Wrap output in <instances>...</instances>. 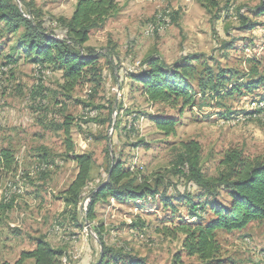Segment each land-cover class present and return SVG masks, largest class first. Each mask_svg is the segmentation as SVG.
<instances>
[{
  "label": "rangeland",
  "instance_id": "374dc122",
  "mask_svg": "<svg viewBox=\"0 0 264 264\" xmlns=\"http://www.w3.org/2000/svg\"><path fill=\"white\" fill-rule=\"evenodd\" d=\"M33 1L43 17L53 21L67 16L74 0ZM121 1L123 10L127 8L131 14L110 17L102 28L92 31L87 42L97 49L112 47V53H117L113 54L111 65L101 59L102 81L95 91L84 84L76 87L68 100L60 93V72L43 68L36 75V64L22 56L15 63L4 64V54L16 37L0 51V67L3 66L0 145L5 139H11L19 162L16 174L0 181V200L2 196L5 200L11 196L16 198L15 207L5 211L0 222V262L12 263L21 250L32 248L36 238L44 237L52 247L63 252L62 264H78L80 260L84 264L96 263L101 252L96 227H101L104 245L142 256L150 264H172L176 256L182 264H201L195 256H187L182 250L181 234L170 237L163 233L164 227L172 228L173 223L195 219L188 218L184 203L173 201L178 212L169 221L166 217L170 211L159 196L134 204L111 198L100 200L94 206L95 218L88 223L93 231L83 232L90 192L105 180L106 144L119 153L125 166L134 167L139 174L149 179L161 175L159 194L171 196L177 195L176 186L183 191L187 184L186 179L172 170L180 141H198L200 167L209 177L222 169L219 161L228 149L241 150L250 157L264 156L263 85L250 93L234 92L218 98L197 92L194 105L179 114L175 108L147 102L139 85L128 76L144 69V61L151 55L172 66L183 56L198 54L202 58L191 61L197 74L204 76L205 66L214 73L228 71V81L220 82L223 86L230 81L243 84L251 77H264V12L255 14L260 6L264 7V0H232L216 19H211L195 0ZM16 3L25 10L23 2ZM238 10L253 23L252 28H242L236 17ZM173 11L177 12L175 20L170 17ZM162 15L167 20H160ZM153 21H157L160 31H156V24H152L153 28L149 26ZM114 69L121 74H115ZM39 85L48 91L42 106L37 108L39 97L31 99L30 92L33 88L39 90ZM193 87L197 90L195 82ZM55 100L62 101L61 105H55ZM81 101L89 106L85 108ZM89 109L96 110V121L108 117L112 109L110 121L101 124L88 120L94 117L89 115ZM257 109L260 110L256 112ZM66 115L74 120L72 138L78 139L77 134H81L87 152L94 157L92 180L77 208L64 206L57 199L73 178L76 167L61 155L64 149L61 130L49 124L60 123ZM155 115L176 119V134H162L151 121ZM112 126L114 130L110 133ZM102 135L111 140L94 139ZM40 145L50 151L49 162L43 166L47 172L42 181L36 171H31L39 162L34 154ZM224 199L226 196L222 194L221 200ZM9 222L19 226H11ZM217 238L222 247L220 258L224 259L220 264H264V225L251 222L241 231L219 230ZM25 264L31 262L28 260Z\"/></svg>",
  "mask_w": 264,
  "mask_h": 264
},
{
  "label": "trees",
  "instance_id": "16d2710c",
  "mask_svg": "<svg viewBox=\"0 0 264 264\" xmlns=\"http://www.w3.org/2000/svg\"><path fill=\"white\" fill-rule=\"evenodd\" d=\"M16 1L23 2L25 10L21 9ZM195 1L211 19H216L222 8L228 7L232 0ZM119 11L120 4L116 0H77L70 17H58L53 20L56 25H52L53 21L43 17L42 11L33 0H0V51L11 38L16 37L14 44L10 45L4 54V64L15 63L17 58L22 56L23 59L42 68L60 72L62 80L59 85L60 93L68 100L71 99L75 88L84 84H89L95 91L102 81L101 59H106L111 65L114 60L113 54L117 53H112V47L97 49L86 43L92 31L102 28L107 19ZM263 12L264 7L260 6L255 14L261 15ZM176 16V11L170 13L173 20ZM236 17L242 28L253 27V23L240 10ZM201 58L198 54L186 55L172 66H168L160 58L151 55L145 59L144 69L128 76L139 85V91L147 102L175 108L179 114H182L185 108L194 105L197 92L203 96L208 94L207 96L218 98L222 95L230 96L234 92L250 93L258 86H264V77H251L243 84L230 81L227 86H223L220 82L228 81L229 76L226 75L228 71L214 73L210 67L205 66L204 76H201L191 63ZM194 82L197 84V90L193 87ZM38 89L33 88L30 92L31 99L39 97L37 108L42 106V99L46 97L45 91H48L43 90L41 86ZM82 102L85 108L89 106V103ZM54 103L61 105L62 101L55 100ZM111 112L112 109L105 119L96 121L97 116H94L88 120L101 124L108 123ZM73 121V117L66 115L60 123L53 125L51 122L49 127L61 130L65 148V154L62 156L74 161L77 167L73 180L57 198H61L65 205L77 208L92 180L94 157L91 152L82 154L73 152L70 136ZM151 121L165 136L176 134L177 120L172 116L155 115L151 117ZM79 129L82 130L81 126ZM94 139L106 140L107 137L95 136ZM177 150L172 170L182 179H186L187 184L183 191L176 186L177 195L171 196L163 192L159 194L163 180L161 175L149 179L139 174L136 169L131 170L123 164L119 153L112 151L111 146L106 144L105 180L91 190L85 209V220L90 223L95 218V204L108 198L119 203L134 204L138 200H153L159 196L163 206L170 211L169 217H166L170 219L169 221L178 212L173 201L181 202L188 209V218L195 221L180 220L173 223L172 228L164 227L163 233L170 237L181 234L182 250L187 256H195L201 264H220L224 259L220 258L222 247L217 238V231H241L251 222L264 225V156L250 157L241 150L228 149L219 161L222 169L209 177L203 174L200 167L198 141L193 139L180 141ZM34 156L39 162H49L50 155L46 151H39ZM18 170L19 162L15 152L11 148L1 147L0 181H4L9 174L15 175ZM46 172L40 171L38 178L44 179ZM222 194L226 199L221 200ZM15 204L14 196L8 200L2 196L0 222L3 220V213L12 209ZM100 229L101 227H96L101 247L100 257L98 262L91 264H150L142 256L122 253L121 250L104 245ZM62 255L61 250L52 247L44 237H40L35 239L32 249L22 250L14 262L2 261L0 264H24L28 259L33 260V264H62ZM172 264L182 262L176 256Z\"/></svg>",
  "mask_w": 264,
  "mask_h": 264
},
{
  "label": "crops",
  "instance_id": "0c3cea01",
  "mask_svg": "<svg viewBox=\"0 0 264 264\" xmlns=\"http://www.w3.org/2000/svg\"><path fill=\"white\" fill-rule=\"evenodd\" d=\"M76 1L77 0H74L73 1V4H72V7H71V9L69 10V13H68V15L67 16H63V17H70V15L72 14V12H73V9H74V6H75V3H76ZM116 1H118L119 2V4L121 5V9H120V11L119 12H117L115 15H122V16H128L129 14H131V12H128V10H127V8H125V10H123L124 8H123V3H122V1L121 0H116ZM114 15V16H115ZM113 16V17H114ZM109 19V18H108ZM107 19V20H108ZM90 38V37H89ZM88 42V41H87ZM87 44V43H86ZM88 45V44H87ZM114 73L116 74V70L114 69ZM119 75L121 74L120 73V71H119V73H118ZM60 78H61V76H60ZM131 80V79H130ZM62 81V80H61ZM55 105H57V104H55ZM60 105V104H59ZM74 124V123H73ZM72 124V125H73ZM114 129H113V126H112V128H111V131H110V133H112V131H113ZM70 131H71V134H70V136H71V140H72V143H73V152L74 153H77V154H82V153H85V152H87V144H86V142L84 141V140H82V138L80 137V135L81 134H77V136H78V139H74V138H72V126H71V128H70ZM62 133V132H61ZM61 137H62V143H64V137H63V135H61ZM1 147H8V148H11L14 152H15V155H16V157H17V154H16V151H15V146H14V144H12L11 143V139H5V142L2 144V145H0V148ZM63 148H64V144H63ZM62 148V149H63ZM44 152V151H46L49 155H50V151H49V149L47 148V147H44V146H39V147H37V149H36V152H35V154H37L38 152ZM34 154V155H35ZM65 154V148L63 149V151H62V153H61V155H64ZM70 160V159H69ZM72 161V160H71ZM72 163L75 165V167H76V164H75V162L74 161H72ZM129 168L131 169V170H133L134 169V167L132 168V167H130L129 166ZM76 169V171H75V173H74V176H75V174H76V172H77V167L75 168ZM92 170H93V167H92ZM92 170H91V174H92ZM31 174V173H30ZM74 176H73V178H74ZM73 178L69 181V183H68V185L70 184V182L73 180ZM40 181H42V180H40ZM47 181V179H45V180H43V182H46ZM67 185V186H68ZM66 186V187H67ZM65 189V188H64ZM63 189V190H64ZM57 199H59V200H62L61 198H57ZM112 199V198H111ZM114 200V199H113ZM63 201V200H62ZM64 206H65V203H64V201H63V203H62ZM14 207H15V205H14ZM9 225H11V226H14V225H16V226H19L18 224H14V223H11V222H9ZM33 247H34V245H33ZM32 247V248H33ZM32 248H30V249H32ZM30 249H24V250H30ZM22 251V250H21ZM20 251V252H21ZM18 258V257H17ZM16 258V259H17ZM15 259V260H16ZM14 260V261H15ZM30 262H31V264H33V260H31V259H28ZM28 260H26V261H28ZM13 261V262H14ZM25 261V262H26ZM25 262H24V264H25ZM78 264H84V261L83 260H80L79 262H78Z\"/></svg>",
  "mask_w": 264,
  "mask_h": 264
},
{
  "label": "built area",
  "instance_id": "2783aa9c",
  "mask_svg": "<svg viewBox=\"0 0 264 264\" xmlns=\"http://www.w3.org/2000/svg\"><path fill=\"white\" fill-rule=\"evenodd\" d=\"M160 20H167V17H164L162 15V19H160ZM151 24H156V31L161 30V29L157 28V21H153V22H151ZM52 25H55V24H52ZM152 34H148V35H152ZM34 70L36 72V75H39L40 72H43V68L40 65H34ZM0 72H3V66L0 67ZM88 113L90 116H95L96 110L89 109ZM47 164H48L47 162H38V163H36V165H34L32 167L31 171H36V173H39L40 171H43V166H46ZM92 231L93 230H92L91 225H88V222H87L86 225H84L83 232L87 234V233L92 232Z\"/></svg>",
  "mask_w": 264,
  "mask_h": 264
},
{
  "label": "bare ground",
  "instance_id": "6f19581e",
  "mask_svg": "<svg viewBox=\"0 0 264 264\" xmlns=\"http://www.w3.org/2000/svg\"><path fill=\"white\" fill-rule=\"evenodd\" d=\"M165 17V16H164ZM149 26H151V28H153V25L152 24H150ZM149 32V31H148ZM149 34H151V33H149Z\"/></svg>",
  "mask_w": 264,
  "mask_h": 264
}]
</instances>
